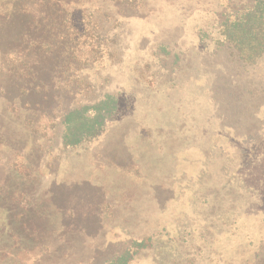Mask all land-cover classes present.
<instances>
[{
  "label": "rangeland",
  "instance_id": "rangeland-1",
  "mask_svg": "<svg viewBox=\"0 0 264 264\" xmlns=\"http://www.w3.org/2000/svg\"><path fill=\"white\" fill-rule=\"evenodd\" d=\"M49 1L0 0V264L128 249L131 264H249L264 246V56L244 64L220 30L251 0ZM63 2L116 40L73 92L49 86L36 45ZM31 73L47 84L33 91ZM107 96L116 120L65 147L62 115Z\"/></svg>",
  "mask_w": 264,
  "mask_h": 264
},
{
  "label": "trees",
  "instance_id": "trees-1",
  "mask_svg": "<svg viewBox=\"0 0 264 264\" xmlns=\"http://www.w3.org/2000/svg\"><path fill=\"white\" fill-rule=\"evenodd\" d=\"M37 1L47 5L50 3L49 0ZM136 1L122 0V3L132 6ZM50 13H53L50 17L52 23L42 30L45 37L43 36L41 40V47L39 42H36L47 57L52 59L53 71L48 84L51 88L58 85L59 91L61 89L67 92L79 91L86 83L85 80H79V73L116 57V40L109 41V36L102 34L97 29V24L90 19L88 23H84L87 20L86 16L76 17L65 2L57 12L53 9ZM220 32L241 62L254 65L264 56V0H251L250 4L237 15H228ZM22 78L28 81V87L33 91L47 84L37 73ZM24 91L27 89L23 90L25 94ZM118 114L119 102L114 96L97 99L92 105H75L62 115L65 126L64 146L77 148L100 138L105 133L107 125L116 120ZM30 124L28 122V128ZM30 130L34 133L32 128ZM145 247L144 243H141L138 248ZM135 255L136 253L133 254L128 249L104 264H131ZM249 264H264V246L254 254Z\"/></svg>",
  "mask_w": 264,
  "mask_h": 264
}]
</instances>
